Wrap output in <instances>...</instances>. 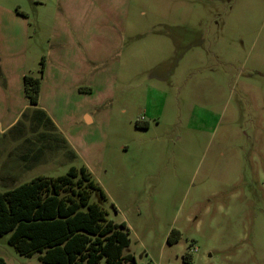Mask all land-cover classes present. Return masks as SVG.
Returning <instances> with one entry per match:
<instances>
[{"label":"rangeland","instance_id":"374dc122","mask_svg":"<svg viewBox=\"0 0 264 264\" xmlns=\"http://www.w3.org/2000/svg\"><path fill=\"white\" fill-rule=\"evenodd\" d=\"M0 70V191L85 166L138 264H264V0H0Z\"/></svg>","mask_w":264,"mask_h":264},{"label":"trees","instance_id":"16d2710c","mask_svg":"<svg viewBox=\"0 0 264 264\" xmlns=\"http://www.w3.org/2000/svg\"><path fill=\"white\" fill-rule=\"evenodd\" d=\"M44 62L43 58L41 74ZM41 79L24 76L31 106L39 105ZM37 113V120L54 125L44 111ZM97 191L106 198L85 166L0 191V235L10 233L9 243L20 254L38 253L42 264H138L133 254H125L130 245L127 224L110 220L108 211L92 201ZM178 238L179 232L172 230L168 241ZM0 264L8 263L0 258Z\"/></svg>","mask_w":264,"mask_h":264},{"label":"crops","instance_id":"0c3cea01","mask_svg":"<svg viewBox=\"0 0 264 264\" xmlns=\"http://www.w3.org/2000/svg\"><path fill=\"white\" fill-rule=\"evenodd\" d=\"M89 117H90V116H89ZM90 118H91V117H90ZM91 120H92V119H91ZM14 123H15V121H14V122H12V123H11V125H12V124H14Z\"/></svg>","mask_w":264,"mask_h":264}]
</instances>
